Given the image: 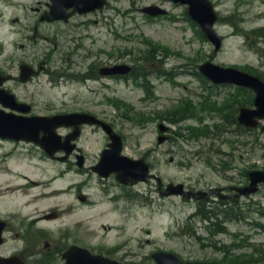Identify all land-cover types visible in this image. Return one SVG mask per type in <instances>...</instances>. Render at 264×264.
Instances as JSON below:
<instances>
[{"label":"rangeland","instance_id":"374dc122","mask_svg":"<svg viewBox=\"0 0 264 264\" xmlns=\"http://www.w3.org/2000/svg\"><path fill=\"white\" fill-rule=\"evenodd\" d=\"M36 1L0 0V42L7 44L9 50L12 49L11 44L21 38L24 26L35 20L36 14L28 5ZM210 1L219 16L214 27L222 37L221 48L216 53L198 27L188 22L184 7L170 0H109L101 12L83 18L76 16L64 28L56 23L42 25V29H65V34L59 37L62 44L70 49L76 44L74 40L78 39V52L81 57L87 58L75 59L70 69L69 73L80 74L79 79H71L69 84L50 92L47 91L49 89H38V97L48 100L47 110L38 112L95 111L110 122L122 137V154L132 158L148 156L154 173L164 182H182L199 187L209 183L224 186L229 181L225 176L232 174V167H235V172L238 167L241 168V173L253 166L264 167L260 149L251 150L243 143L246 137L228 131L234 130L235 126L223 129L224 123L216 108L222 106L228 98L227 94H233L234 87L213 86L198 70L199 64L211 61L240 70L250 67L264 74V30H260L264 29V0ZM148 4L159 5L168 14L148 18L140 12V8ZM15 16L20 20L16 24L11 22ZM91 19L96 22L77 28L73 26ZM9 31L15 32L9 34ZM18 49V56H21L22 48ZM58 50L53 53L54 57L58 55ZM114 63L133 65V75L124 80L99 74V68ZM88 67H95L94 75L100 78L84 79ZM184 99L194 106L193 117L173 115L179 107H184L181 105ZM202 103L205 109L200 106ZM211 103L215 108L207 107ZM160 123L168 127L165 133L168 140L158 145L156 138L160 134ZM216 130L220 134L218 137L212 135ZM194 132L201 135L194 137ZM203 132H207L208 136H204ZM107 141L101 129L85 128L79 146L88 164L94 162ZM24 150L36 149L0 141V154L8 151L11 154H26ZM195 154H212V157L205 162L204 158H196ZM223 161L230 163L231 168L223 171ZM16 165L29 166L25 160H17ZM52 166L58 165L54 163ZM57 172L54 169L50 173ZM96 181L90 172L86 174L83 191L88 199L78 210V218L84 217L85 234L81 244L92 252L105 253L126 264H152L149 254L154 250L172 251L184 260H205L212 264L241 263L245 260L263 264L257 263V260L264 258V217L258 218L257 213L248 215L249 219L259 222L256 227L241 222V232L251 236L241 239L240 249L224 254L204 248L207 242H203V238L199 240L194 235L178 232L179 222L192 211V206L176 197L160 196L156 182L125 188L133 190V193L140 191L127 201L119 197L121 190L118 186L107 184L106 195L117 197L115 201L108 202L99 184L96 186ZM20 201L0 199V210L5 213L18 209L31 214L51 205L42 200L16 207ZM102 225L109 228L103 229ZM188 227L185 228L187 231ZM230 228L238 226L232 224ZM203 235L207 238L205 232ZM231 240L228 235L212 238L216 244L219 241L227 244ZM249 241L255 243L254 248L243 245ZM11 245L1 247L0 252H5L6 247Z\"/></svg>","mask_w":264,"mask_h":264},{"label":"flooded vegetation","instance_id":"af4514ba","mask_svg":"<svg viewBox=\"0 0 264 264\" xmlns=\"http://www.w3.org/2000/svg\"><path fill=\"white\" fill-rule=\"evenodd\" d=\"M48 0H37L34 4H29L28 7L36 14L35 20L28 25H25L23 40L26 44L29 43L27 52L22 56H18L17 47L15 44L11 51H8L4 46L0 47V89L6 91L7 95H12V101L14 105H21V108L29 107L30 113L27 115H37L38 109L47 108V99H41L38 97V89L53 90L68 84L69 70L73 67L74 63L69 64L71 57L69 49L64 51V45L60 41L61 45L58 55L54 57L53 53H56L58 48L57 39L62 37L65 30L50 28L42 29L40 26L39 17L47 9ZM63 23V22H60ZM64 26L68 24L64 22ZM62 26V27H64ZM39 42H45L44 45H39ZM21 47L24 46L22 42ZM51 48V49H50ZM71 56V57H70ZM58 60V61H56ZM56 61V64H55ZM62 62V63H61ZM61 63V64H60ZM27 67L28 70L21 73L22 66ZM89 74L92 71H88ZM259 77L264 78V74L257 73ZM27 78L23 82L21 79ZM28 87H32L30 90ZM241 103L243 107L252 108L254 106L255 92L246 87H241ZM0 108L2 106L0 105ZM8 111H11V107H7ZM235 108V106H234ZM94 113V112H93ZM92 113V114H93ZM45 115V114H41ZM223 121H227L228 118H222ZM255 125L245 127L241 125V132L246 140L243 142L245 145H250L254 150L260 149V153L264 156V116L255 117ZM86 126L82 125L79 130L82 134ZM59 133L62 136L71 135L73 128L62 127L59 129ZM12 143H25L33 145L25 141H13L6 139ZM79 139H76V148L70 154L61 151L52 155H49L43 150L26 151V154H0V160L3 162V167L7 170H15L11 164L15 160H34L40 162L42 167H32L33 170H40L41 175L44 173L47 175L45 178L41 176L38 185H41L42 192L49 189L55 190V193L64 192L66 196H71L69 200H66L64 204H57L54 208H48L45 210H36L32 214L19 215L16 212L9 214H1L0 220L2 223L0 248L6 244H12L7 246L5 254L8 256H17L22 262L26 264H61L64 262L63 254L70 249L71 246H81L82 239L84 237V219L83 217L75 218L73 213L85 204L86 196L80 190L85 188L86 174L91 173L95 176L101 187L109 185H117L123 187L122 184L115 180L113 174L107 177H100L93 172L92 167L98 162L99 154L94 162L88 164L87 157L82 153L81 148L78 146ZM34 147L37 148L36 145ZM31 153V154H28ZM162 155V154H161ZM164 155V154H163ZM202 154H196L199 157ZM227 155V154H225ZM83 156V166H79L78 162ZM57 163V170L62 171L57 175H53L50 171L53 167H47L45 164L53 165ZM28 168H23L27 170ZM234 169V171H233ZM257 169H262L261 166ZM264 170V169H262ZM232 174L228 175V184L225 186L214 187L211 183L203 187V191L207 194H195L194 197H182L194 205H207L209 207H218L219 205L228 206L230 204H240L243 201L241 196H238L236 189L232 187H241L248 183L247 173H241V168L238 167V171L235 172V167H232ZM24 182L34 184V181L25 176ZM114 180V181H113ZM156 182V190L161 194L164 191L163 185L159 184L156 178H148L146 182ZM16 185V183H5V186L10 187ZM18 185V184H17ZM264 183L259 184L257 191L253 194L255 197L263 196ZM191 191L198 192V186H188ZM252 195V196H253ZM260 195V196H259ZM80 196L84 199L80 200ZM123 196V195H122ZM125 197H128L126 194ZM248 196L247 198H250ZM72 216V217H71ZM83 246V245H82Z\"/></svg>","mask_w":264,"mask_h":264},{"label":"water","instance_id":"95a60500","mask_svg":"<svg viewBox=\"0 0 264 264\" xmlns=\"http://www.w3.org/2000/svg\"><path fill=\"white\" fill-rule=\"evenodd\" d=\"M52 7L58 8L60 13L52 15V18L57 17H66L68 14H64L65 9L68 7H75L79 12H86L95 9L96 7H101L105 0H52ZM181 3L189 4V14L200 24L207 37L215 45V50L220 46V38L217 36L215 31L212 29V25L216 19L215 13L211 7V4L207 0H174ZM144 11L149 12L150 14L163 13L164 11L157 7H147L143 9ZM59 14V15H58ZM199 69L214 82H232L237 84H244L255 87L259 93V100L256 103H261L264 99V85L255 77L242 73L233 68H223L217 65H214L210 62H207L199 66ZM123 71H126L124 69ZM65 116H56L53 119H49L52 123L41 124L38 121H22V120H12L8 117H3L0 115V135H3L9 129H13L14 137L19 139L28 135L30 129L35 128L36 126H50V132L53 134V129L57 125L66 124L67 121L64 120ZM241 121V113L239 117ZM105 130L110 134V129L105 125ZM161 130H164L162 126ZM11 136L10 133L5 134ZM110 138L112 143H110V149L104 150L102 154H112L111 157L106 158L104 163L106 166V172L115 171L117 173V178L123 182L135 183L139 179H144L147 174L148 167L142 163V160L133 161L125 157H121L119 152L121 150L122 144L119 136L111 134ZM27 139H32L30 136H27ZM164 137H159L158 142H162ZM36 141V140H35ZM46 150L51 151L52 140L46 139L44 141H36ZM252 178V176H251ZM263 180V179H262ZM257 181V178H252V185ZM181 185L174 186L172 184L168 185L169 193L176 192L178 187ZM253 190L252 186L247 187L242 192H249ZM158 262L161 264H191V263H181L176 257L170 254L157 253L154 255ZM73 264H117L114 261L107 260L101 256H93L86 251L85 259L80 262H75Z\"/></svg>","mask_w":264,"mask_h":264},{"label":"bare ground","instance_id":"6f19581e","mask_svg":"<svg viewBox=\"0 0 264 264\" xmlns=\"http://www.w3.org/2000/svg\"><path fill=\"white\" fill-rule=\"evenodd\" d=\"M44 173H47L45 171ZM42 173L40 170H33L32 167H28L27 170H20L15 169L13 171L7 170L5 167L0 166V183L8 182V183H16V185L10 186L7 189L2 188L0 186V196L1 199H4L6 201H10L13 199L22 201L19 202V206L22 207L24 205H29L33 202L32 198L35 197V200L42 201L47 204H54L57 202H62L65 199V193L59 192L55 193V190H50L49 186L47 191L42 192L41 185H38L40 182L41 176L45 178L47 175ZM29 176L33 181L34 184L31 187H21L20 185H17L20 182H23L26 178L25 176Z\"/></svg>","mask_w":264,"mask_h":264}]
</instances>
